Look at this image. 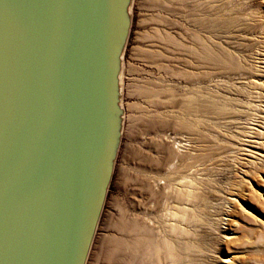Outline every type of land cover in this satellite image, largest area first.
I'll return each mask as SVG.
<instances>
[{"label":"rangeland","instance_id":"1","mask_svg":"<svg viewBox=\"0 0 264 264\" xmlns=\"http://www.w3.org/2000/svg\"><path fill=\"white\" fill-rule=\"evenodd\" d=\"M129 10L122 134L85 264H264V0ZM190 203L197 222L177 224Z\"/></svg>","mask_w":264,"mask_h":264},{"label":"water","instance_id":"2","mask_svg":"<svg viewBox=\"0 0 264 264\" xmlns=\"http://www.w3.org/2000/svg\"><path fill=\"white\" fill-rule=\"evenodd\" d=\"M132 0H0V264H85L123 124Z\"/></svg>","mask_w":264,"mask_h":264},{"label":"bare ground","instance_id":"3","mask_svg":"<svg viewBox=\"0 0 264 264\" xmlns=\"http://www.w3.org/2000/svg\"><path fill=\"white\" fill-rule=\"evenodd\" d=\"M163 182V181H162ZM194 182V181H193ZM159 183V182H158ZM184 183V182H183ZM182 186H183V188H182V193L184 194V195H186V196H189V195H192V194H195V192H194V184L191 182V181H189V182H185L184 184H182ZM181 189V188H180ZM196 191V190H195ZM205 199V198H204ZM206 202V201H205ZM175 204V203H174ZM191 204V203H190ZM205 204V203H204ZM191 205H193V207H192V209L190 208V209H187V208H185V207H183V206H177L176 205V207H174L172 210H170L171 212H169L170 213V215L174 218V219H176L177 220V224H179V223H181L182 221H185V222H187V223H189V225H190V223H192V222H197V220H198V214H197V210L199 209V207H198V205L195 203V204H191ZM190 206V205H189ZM197 206V207H196ZM204 207L206 208V207H208V203H206L205 205H204ZM200 212V211H199ZM203 213V212H202ZM175 220V221H176ZM200 222V221H199ZM157 223V222H156ZM194 224V223H193ZM174 225V224H173ZM175 226H178V225H175ZM181 226V225H180ZM188 226V225H187ZM194 227V226H193ZM184 228V227H183ZM192 228V227H191ZM188 229V228H187ZM189 230V229H188ZM182 231H184L183 229H182ZM134 234L135 233H137V236H136V239L138 240V241H142V240H144V239H146V238H148V237H150V235H148V234H143L142 232H141V229H140V227H133V231H132ZM193 233V232H192ZM166 234V233H165ZM195 234H196V232H195ZM168 235V234H167ZM168 237V236H167ZM135 238V237H134ZM169 238V237H168ZM191 239V238H190ZM191 242V241H190ZM162 246H164V248H166V245H162ZM137 247L139 248V250H140V246H139V244L137 243ZM136 246H135V243H134V247H133V250H134V252H135V255L137 254V250H138V248H137ZM116 249H118V247H116ZM115 249V250H116ZM172 254H173V252H172Z\"/></svg>","mask_w":264,"mask_h":264}]
</instances>
